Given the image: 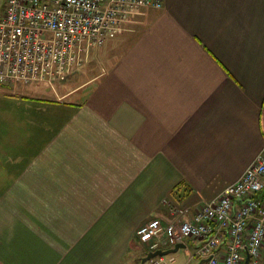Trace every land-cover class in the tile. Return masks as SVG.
Returning a JSON list of instances; mask_svg holds the SVG:
<instances>
[{"label":"crops","instance_id":"crops-1","mask_svg":"<svg viewBox=\"0 0 264 264\" xmlns=\"http://www.w3.org/2000/svg\"><path fill=\"white\" fill-rule=\"evenodd\" d=\"M131 23L92 79L0 84V264H141L165 201L217 199L263 151L264 0H165ZM184 243L163 256L206 263Z\"/></svg>","mask_w":264,"mask_h":264},{"label":"built area","instance_id":"built-area-1","mask_svg":"<svg viewBox=\"0 0 264 264\" xmlns=\"http://www.w3.org/2000/svg\"><path fill=\"white\" fill-rule=\"evenodd\" d=\"M165 0H6L0 16V84L55 83L69 77L90 47L115 37L147 8ZM174 219L152 218L137 230L141 242L159 249L167 235L176 245L197 242L205 264H256L264 246V149L234 183L210 202L180 205L165 201ZM173 259L156 257L155 264Z\"/></svg>","mask_w":264,"mask_h":264},{"label":"rangeland","instance_id":"rangeland-1","mask_svg":"<svg viewBox=\"0 0 264 264\" xmlns=\"http://www.w3.org/2000/svg\"><path fill=\"white\" fill-rule=\"evenodd\" d=\"M3 5V1L0 3V7ZM4 5L1 8V12L3 11ZM130 29L131 33L135 32L137 30V24L135 23H128L125 27V29ZM127 30V31H128ZM98 48H95V46H92L89 48L87 55H83L82 57L84 58L83 63L77 68L75 69L72 74L69 75V77H67L66 80L63 81H56L55 83H60V82H65L68 79L72 78V76L76 75V78L78 81L83 80H89L94 78L99 72H101V69L103 68L102 64L104 61V55L102 52L99 51ZM104 57V58H103ZM108 58H111V56H109ZM102 62V64H101ZM72 75V76H71ZM71 76V77H70ZM147 264H150V262H148Z\"/></svg>","mask_w":264,"mask_h":264},{"label":"water","instance_id":"water-1","mask_svg":"<svg viewBox=\"0 0 264 264\" xmlns=\"http://www.w3.org/2000/svg\"><path fill=\"white\" fill-rule=\"evenodd\" d=\"M184 246H185V243H177L174 248L169 249V250L157 249L155 251H150L145 257L142 258L141 264H145L147 261H150L159 255H166L172 252H176L179 250V248L184 247ZM249 262H250V256L248 255L246 259V263L249 264Z\"/></svg>","mask_w":264,"mask_h":264}]
</instances>
